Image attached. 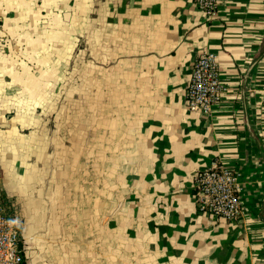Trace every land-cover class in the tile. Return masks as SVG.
<instances>
[{
  "label": "crops",
  "instance_id": "obj_1",
  "mask_svg": "<svg viewBox=\"0 0 264 264\" xmlns=\"http://www.w3.org/2000/svg\"><path fill=\"white\" fill-rule=\"evenodd\" d=\"M0 193L26 264H264V0H0ZM218 56L210 116L185 94ZM241 175L238 221L197 210L194 176Z\"/></svg>",
  "mask_w": 264,
  "mask_h": 264
},
{
  "label": "built area",
  "instance_id": "obj_2",
  "mask_svg": "<svg viewBox=\"0 0 264 264\" xmlns=\"http://www.w3.org/2000/svg\"><path fill=\"white\" fill-rule=\"evenodd\" d=\"M222 0H194V4L209 21L219 15ZM4 24L0 18V40ZM222 82L218 56L201 52L193 62L185 94L186 108L192 113L210 116L222 100ZM197 210L216 220L235 222L241 215V175L233 169L215 163L210 169L194 176ZM0 264H26L21 216L16 201L0 193Z\"/></svg>",
  "mask_w": 264,
  "mask_h": 264
},
{
  "label": "rangeland",
  "instance_id": "obj_3",
  "mask_svg": "<svg viewBox=\"0 0 264 264\" xmlns=\"http://www.w3.org/2000/svg\"><path fill=\"white\" fill-rule=\"evenodd\" d=\"M3 40H6L5 36H2L1 40H0V53L7 54L9 52H8V49L6 48V44Z\"/></svg>",
  "mask_w": 264,
  "mask_h": 264
}]
</instances>
